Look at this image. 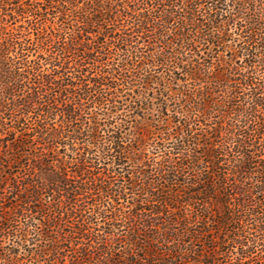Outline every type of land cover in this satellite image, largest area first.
I'll return each instance as SVG.
<instances>
[{
  "label": "trees",
  "instance_id": "16d2710c",
  "mask_svg": "<svg viewBox=\"0 0 264 264\" xmlns=\"http://www.w3.org/2000/svg\"><path fill=\"white\" fill-rule=\"evenodd\" d=\"M159 78L190 123L169 130L154 153L161 160L143 169L145 146L127 134L131 121L100 122L118 119L120 90L150 87ZM263 93L264 0H0V236L40 239L44 246L33 256L56 257V264H65L60 256L73 236L93 244L100 264H244L251 252L226 257L236 248H264L258 236L264 234V162L240 142L237 168L254 177L261 197L253 208L245 200L252 183L233 195L216 178L224 145L210 137L200 143L193 128L199 115L234 116L231 140L242 124L258 119ZM171 136L178 150L193 151V162L209 169L180 191L169 182L177 184L190 164L177 161ZM131 160L138 168L126 171ZM127 196L160 205L136 209L134 222L119 223L114 206ZM175 203L182 208L177 218L158 226L162 207ZM185 205L205 213L188 217ZM94 217L109 229L98 234ZM251 221L258 235L244 228ZM56 227L70 229L58 236ZM218 234L231 246L226 253L216 247ZM92 255L83 249L67 264Z\"/></svg>",
  "mask_w": 264,
  "mask_h": 264
},
{
  "label": "rangeland",
  "instance_id": "374dc122",
  "mask_svg": "<svg viewBox=\"0 0 264 264\" xmlns=\"http://www.w3.org/2000/svg\"><path fill=\"white\" fill-rule=\"evenodd\" d=\"M161 72H162L161 75H164L166 73L165 70H161ZM160 78H163V77H160ZM160 78L158 82L153 80V84H151L150 87L147 85H145V87H135L132 89L130 93H126L127 91H124L125 88H123L122 91L120 90V92L118 93L120 95L117 101L120 102L121 112H118L119 114L118 119L113 120V121L112 119L109 121L104 120L100 122L101 124L105 125L111 122H116L117 124H120L121 120L131 121V127L129 126L126 127L129 129L127 131V134H129V137L131 136L134 138L141 139L143 146H145V147H142V150H144V154L141 155V158L143 159L142 162H144V165H145L143 169H145L146 166H149V164H152L153 159L158 160V161L161 160L162 158L161 153L159 154H154V153L156 152V149L161 148L162 141L160 140L163 136H165L168 133L169 130L171 131L172 129H175L177 126H179L180 123L182 125L190 123V120H189L190 115L186 113V110L182 109V106L180 105V102H178V99L176 97L170 96L168 90L164 89V87H166L167 84L165 85L164 83H162L161 85H159ZM182 84L183 83H179L180 85L179 87H181ZM194 87L195 89H198L200 88V85L195 84ZM241 91H244V90H241ZM229 102L230 101H226L225 102L226 105L229 106ZM259 103L261 104L264 103V93L262 96V100L260 99ZM240 107L242 109H245V107L247 108L248 102H246V100H242V104H240ZM225 111L226 109H222V112H225ZM230 112L231 111L229 109V113ZM220 116L218 114L215 116L212 115L211 117L210 116L204 117L203 115H199L195 119V120H198V123H194L196 125L193 128L194 130L193 134L197 136L196 138L202 144L205 143L207 137H210L209 138L210 142L214 144H218V145H224L223 151H221V153H223L224 155L220 156V152H218L219 154L218 160L219 162H222V163L218 167L214 168L216 178H219L220 181L225 185L229 194L233 193V191H231L232 189L234 190H236V188L241 189V186H242L241 184L252 183L253 193L251 190V193L248 195L247 198H245V200H246V205H249V206L253 205V208H254L255 207L254 204L256 202H259V198H261L258 196L257 191L255 190V187H254L255 179L254 177H248L249 174L244 175L240 173L239 168H237V164L241 163V161L243 160L242 158L243 154H240L242 152H241V149H239V146L241 145L240 142H242V140L246 142V146H248L249 148L247 152H250L249 150H252L253 152H255L254 156L261 155L258 161L264 162V109L260 113L256 114L258 119H255V120L251 119V121H248L246 124L245 123L242 124L241 128L238 129L236 132L234 131V134H232L234 138L231 140H229L231 135L228 134V131H230L232 125L233 126L236 125V122H235L236 117L227 116L225 114L220 115ZM172 134H174V132ZM239 135H243L244 138L242 139ZM170 138H172L170 140L171 148L177 149V151L174 150L172 152L173 153L179 152L177 155L178 156L177 161L178 162L182 161L181 158H183L185 164L186 163L190 164L189 168L187 166L184 167V175L182 174L178 175V178L176 181L177 184H174V182L172 181L169 182L171 189L175 191H180V190H183V186L187 182H189V179L194 180V178H196L198 174L201 175L200 176L201 178L206 177V172H208L209 169H205V172H204L203 171L204 165H197V163H194L193 160L191 159L190 155L193 153V151H190V150H189L190 152L186 151L185 150L186 147H184L182 151L178 150L179 147L175 143L176 138L174 136H171ZM252 146L254 147L253 149L251 148ZM134 147L137 148L138 145ZM197 151H198L197 155L199 156V158H202L200 157V154L203 152V148L199 147ZM137 163L138 162H134L132 160L131 162L126 161L125 170L126 171H131L134 169L136 170V168H138ZM80 183L83 184V182H80ZM220 198L223 199L224 197L220 196ZM144 200H147L148 205H141L142 204L141 199H135L130 196H127V199H121L116 204V206H114V209L117 210V215L120 216L119 223L125 224L127 220L128 221L132 220V222H134L132 217L136 213V209H139L142 207L148 208L149 205L151 207L152 205L157 206V207L160 205L157 203L151 204L153 201L148 198ZM178 201L183 202L182 205H184L187 199L185 196H183V197H180ZM92 202L93 201L88 200L89 205L94 204ZM186 207L187 209L185 211V215H187L188 217H190L192 213L200 214V215H203L205 213L203 211L201 212L200 210L201 207L199 208L195 207V209L193 205H188ZM181 209H182L181 203L174 205V207L172 208L162 207L161 214H159L158 216L159 218H161L160 221L157 222L158 226L165 227V225H162V224H164L166 218L168 219L170 218L174 220L175 218H177ZM227 214H229L230 217H232V215L233 217L237 216V215L234 216V213L232 210L231 212L229 210V213L227 212ZM9 216L12 217V215H9ZM260 216H261L260 218L264 217L262 216V214H260ZM106 222L107 221L105 219L94 217L93 223H95V226L96 224H98V226L95 227L97 230H99L98 234H101L100 231H102L105 227L109 229L108 224H106ZM198 222H199L198 225H201L200 218H198ZM256 223L253 221L245 222L244 228H246V230H248L252 235H258V233L256 232V228L258 227V224ZM42 224H41V227L43 226ZM58 225H59V222H58ZM69 229H70L69 227H61V229L58 230V228L56 227L54 231L55 230L58 231L59 232L58 236H60V235H63L64 232H67L65 234H68ZM146 234L151 236V233H146ZM53 236L54 235H52V237ZM258 236L264 239V234H260ZM54 237H56V235ZM70 238L71 239H68L67 245H64V246H67V248L63 247L65 248V250L64 252L62 251L61 256H60L62 257L63 261L65 260V264L69 263L71 260L78 259L80 257V252L83 249H86V250L88 249V251H90V253L93 255L90 258L81 260L79 264H100V259L94 258V255L96 254V250H94V248L91 247V245H93L92 243L85 240V238L80 239V237L78 236H73ZM217 239L219 240V246H216L217 249H219L220 252L222 253L228 252L231 246L229 247L227 245V240L224 234L222 235L218 234ZM19 241L20 240L16 238L12 239L11 237L4 238L0 236V264H12L13 262L11 261V259H13V261H18L19 264H56L54 261L56 257L48 256V257L42 258V260H39L38 257L33 256L35 251H37L36 254L40 252L39 251L40 245L44 246V243H40L41 242L40 239L38 241H32L34 243H30V242L26 243L23 241L21 242ZM194 245L197 246V251L202 250L201 248H198L200 244L194 243ZM121 248L123 249L125 248V246H122ZM233 252H234L233 256L231 254L230 257L227 256L226 258H231V259L237 258L238 254H244V252L245 253L251 252V253H248V255L250 256V257L248 256L249 258L243 259L242 262H244V264H264V248L261 246V243L258 244L257 248H255L254 250L253 249L246 250L244 247H241L239 249L238 248L234 249ZM114 259L117 260V257H114ZM206 259L207 261H209L208 258H205V260ZM213 263L220 264L217 262H213Z\"/></svg>",
  "mask_w": 264,
  "mask_h": 264
}]
</instances>
